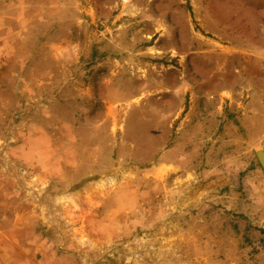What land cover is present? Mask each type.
Listing matches in <instances>:
<instances>
[{"label": "rangeland", "instance_id": "374dc122", "mask_svg": "<svg viewBox=\"0 0 264 264\" xmlns=\"http://www.w3.org/2000/svg\"><path fill=\"white\" fill-rule=\"evenodd\" d=\"M264 0H0V264H264Z\"/></svg>", "mask_w": 264, "mask_h": 264}, {"label": "water", "instance_id": "95a60500", "mask_svg": "<svg viewBox=\"0 0 264 264\" xmlns=\"http://www.w3.org/2000/svg\"><path fill=\"white\" fill-rule=\"evenodd\" d=\"M255 156L259 162L261 168L264 170V149H257L255 151Z\"/></svg>", "mask_w": 264, "mask_h": 264}]
</instances>
